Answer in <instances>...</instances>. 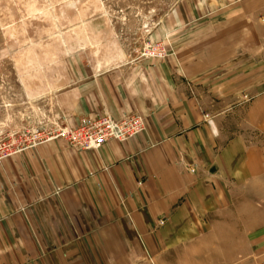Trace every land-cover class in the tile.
I'll list each match as a JSON object with an SVG mask.
<instances>
[{"label": "crops", "instance_id": "crops-1", "mask_svg": "<svg viewBox=\"0 0 264 264\" xmlns=\"http://www.w3.org/2000/svg\"><path fill=\"white\" fill-rule=\"evenodd\" d=\"M158 37L162 59L63 66L65 125L145 128L2 159L0 264H264V0H180Z\"/></svg>", "mask_w": 264, "mask_h": 264}, {"label": "rangeland", "instance_id": "rangeland-1", "mask_svg": "<svg viewBox=\"0 0 264 264\" xmlns=\"http://www.w3.org/2000/svg\"><path fill=\"white\" fill-rule=\"evenodd\" d=\"M179 1L0 0V141L59 117L55 95L72 54L104 68L164 58L144 52L147 44L166 47L149 36Z\"/></svg>", "mask_w": 264, "mask_h": 264}, {"label": "built area", "instance_id": "built-area-1", "mask_svg": "<svg viewBox=\"0 0 264 264\" xmlns=\"http://www.w3.org/2000/svg\"><path fill=\"white\" fill-rule=\"evenodd\" d=\"M150 45L147 44V49L145 48V56L162 58L167 55L165 46ZM144 128L143 117L137 113H130L121 118L104 113L92 119H81L75 127H68L58 117L50 126L26 130L24 134L12 135V138L8 139L1 138L0 159L56 138H63L78 149L99 148L110 139L123 141Z\"/></svg>", "mask_w": 264, "mask_h": 264}]
</instances>
